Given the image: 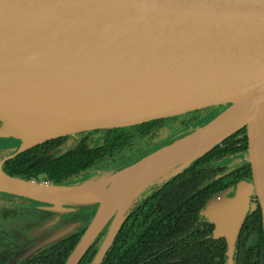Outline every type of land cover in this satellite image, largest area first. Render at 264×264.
Segmentation results:
<instances>
[{"label":"water","instance_id":"water-1","mask_svg":"<svg viewBox=\"0 0 264 264\" xmlns=\"http://www.w3.org/2000/svg\"><path fill=\"white\" fill-rule=\"evenodd\" d=\"M218 105L225 107L210 119L194 121L169 143L108 177L50 183L12 176L2 168L7 159L56 137ZM235 105H243V112L231 123L234 117L225 114ZM215 127L222 129L217 138L195 153L189 142ZM241 127L251 180H239L222 203L213 206L212 200L223 194L210 197L201 211L214 224L212 237L227 242V264L233 263L252 192L264 235V0H0V137L19 142L13 154L0 160V191L45 203L56 212L96 205L63 264H78L110 221L89 263L99 264L140 193ZM163 150L170 151L169 161L148 172ZM139 168L143 173L131 183L133 188L145 184L115 225L119 208L105 210L102 190L118 173ZM61 193L76 197L63 199ZM71 227L37 241L18 257H28Z\"/></svg>","mask_w":264,"mask_h":264},{"label":"trees","instance_id":"trees-1","mask_svg":"<svg viewBox=\"0 0 264 264\" xmlns=\"http://www.w3.org/2000/svg\"><path fill=\"white\" fill-rule=\"evenodd\" d=\"M207 109L130 126L84 131L71 148L53 157L45 156L49 150L46 145L57 140L51 139L7 159L2 168L12 176L52 183L77 175L114 172L169 143L177 129L198 120ZM246 140L245 128L241 127L169 179L149 185L129 206L99 264H227V242L224 237H212L213 223L202 218L201 211L210 197L232 190L239 180L250 176L248 163L218 178L215 176L224 169L211 166L212 162L245 153ZM109 224L110 221L89 246L80 264L91 262ZM250 236L256 237L255 243H248ZM73 244L72 241L56 264L63 263ZM50 260L45 256L29 264H51ZM232 260V264H264L258 205L251 206L241 224Z\"/></svg>","mask_w":264,"mask_h":264},{"label":"flooded vegetation","instance_id":"flooded-vegetation-1","mask_svg":"<svg viewBox=\"0 0 264 264\" xmlns=\"http://www.w3.org/2000/svg\"><path fill=\"white\" fill-rule=\"evenodd\" d=\"M177 125L178 124H176V126ZM178 131L179 130L177 129L174 133ZM83 133L84 131L77 132L71 135L60 136L62 138H53L57 140L46 145L49 150L46 152L45 156L49 155L53 157L65 153L74 145L77 140L83 137ZM0 138L5 139V141L8 140L10 143V145L2 149L4 150V152L9 151L10 149H16L19 145L18 140L13 139L12 137ZM228 158L238 159L235 166H233L231 169H226L223 165H218L220 161L211 163V166H213L214 168L221 167L224 169L222 172L219 171L218 175H216L215 178H218L224 173L229 172L237 167L243 165L246 166V163L249 164V162L247 161V145L245 153L232 155ZM84 178L85 176L77 175L72 179L65 180V182L81 180ZM243 179L251 180V172L250 176H247ZM34 180L50 182L48 180L40 178H34ZM232 190H229L228 188L226 189V191H223L219 194H231ZM251 194L253 196H251L250 206L247 210L246 215L249 213L252 205H258L254 192H252ZM8 196H13V198H9ZM65 208L67 209V207ZM68 208L70 209H60L56 212L47 207V204L41 203L37 200H27L17 195L0 192V264H7L9 260L14 258L15 256H17V258L13 264H29L45 256H50L51 264L58 263L62 257L63 251H66L67 247L70 246V243L73 241L74 247L76 242L79 240L86 225L91 220L96 210V205L70 206ZM68 225H72L69 232H66L57 240L44 244L28 257H18V254L20 252L30 247L32 244L40 241L41 239H44L46 236ZM74 239L76 241H74ZM255 241L256 237L250 236L248 243L253 244L255 243ZM72 248L69 250V252L72 250ZM66 258L64 259L63 263L65 262ZM82 258L80 259L78 264L81 263Z\"/></svg>","mask_w":264,"mask_h":264},{"label":"bare ground","instance_id":"bare-ground-1","mask_svg":"<svg viewBox=\"0 0 264 264\" xmlns=\"http://www.w3.org/2000/svg\"><path fill=\"white\" fill-rule=\"evenodd\" d=\"M243 112V105H235L225 117L232 116L234 117L231 123H235L241 116ZM224 116H221L220 120L223 119ZM222 131L220 127H215L207 133L192 139L189 142V145L195 146L197 151L195 153H199L203 151L211 142H213L218 134ZM153 161L152 165L148 167V172H156L162 165L169 161L170 151H161L159 152ZM142 169H138L137 172L134 171H123L116 175V179L109 185L106 190H102V195L105 201V210L108 211L114 207L119 208V214L116 218L115 225L120 220V212L127 204L128 200L134 195V193L139 190L144 184L145 180H143L140 185L133 188L131 182L136 179L138 175H141ZM61 197L63 199H74L76 197L73 193H61Z\"/></svg>","mask_w":264,"mask_h":264},{"label":"rangeland","instance_id":"rangeland-1","mask_svg":"<svg viewBox=\"0 0 264 264\" xmlns=\"http://www.w3.org/2000/svg\"><path fill=\"white\" fill-rule=\"evenodd\" d=\"M223 106V108L225 107V105H218V106H212V107H208L209 109H207V110H205V111H203L202 112V114H201V116H200V118L201 119H206V120H208V119H210L211 117H213L215 114H216V112H219L220 110H222L223 108H221ZM199 118V119H200ZM174 138V134H173V136L171 137V140ZM8 145H10V143H9V141L8 140H6L5 141V139H2V138H0V160L1 159H3L4 157H6V156H9V155H11V154H13L16 150H17V148L16 149H10L9 151H5L4 152V150H2L3 148H5V147H7ZM238 159H234V158H227V159H224L223 161H220L219 163H218V165H223L226 169H231L233 166H235V164H236V161H237ZM124 166H126V165H124ZM124 166H120L118 169H120V168H122V167H124ZM175 171V170H174ZM174 171H172V172H170L169 174H171V173H173ZM113 172L112 171H108V172H105V173H102V174H96L95 172L94 173H90V174H88L87 176H85V178L84 179H86V178H91V179H100V178H102V177H108L110 174H112ZM169 174H166L163 178H161L160 179V181H162V179H163V181H164V179L165 180H167V179H169L172 175H169ZM1 192V191H0ZM232 194V193H231ZM231 194H223L221 197H217V198H215V200L213 199L212 201H213V206L214 205H216V203L217 204H219V203H222L223 202V200L225 199V198H228V197H230L231 196ZM251 196H253L252 194L250 195V198H249V200L251 199ZM6 197V196H5ZM9 197V196H8ZM10 197H12L13 198V196H10ZM9 197V198H10ZM24 199H27V200H30L29 198H24ZM33 200V199H32ZM201 216H202V218H206V219H208L207 218V213L205 212L204 214H201Z\"/></svg>","mask_w":264,"mask_h":264}]
</instances>
